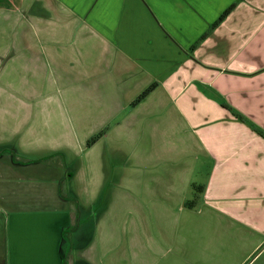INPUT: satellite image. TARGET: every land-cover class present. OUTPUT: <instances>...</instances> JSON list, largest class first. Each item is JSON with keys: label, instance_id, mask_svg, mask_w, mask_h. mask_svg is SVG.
Returning <instances> with one entry per match:
<instances>
[{"label": "crops", "instance_id": "0c3cea01", "mask_svg": "<svg viewBox=\"0 0 264 264\" xmlns=\"http://www.w3.org/2000/svg\"><path fill=\"white\" fill-rule=\"evenodd\" d=\"M0 219V264H264V0H0Z\"/></svg>", "mask_w": 264, "mask_h": 264}, {"label": "trees", "instance_id": "16d2710c", "mask_svg": "<svg viewBox=\"0 0 264 264\" xmlns=\"http://www.w3.org/2000/svg\"><path fill=\"white\" fill-rule=\"evenodd\" d=\"M222 16H224V14L222 15ZM153 86L154 85H151V86H149V87H147L137 98H136V100L133 102V104H136L137 102H139L152 88H153ZM102 135V132H100V133H98V134H96V135H94V136H92L89 140H88V142H87V145H91L92 143H94L95 141H96V139L97 138H99L100 136ZM198 190V189H197ZM201 190V188H199V190H198V192H201L200 191ZM196 198H197V193H196V191H195V194H194V197H193V199L192 200H188L187 201V203H186V205H190L191 203H195V201H196Z\"/></svg>", "mask_w": 264, "mask_h": 264}, {"label": "rangeland", "instance_id": "374dc122", "mask_svg": "<svg viewBox=\"0 0 264 264\" xmlns=\"http://www.w3.org/2000/svg\"><path fill=\"white\" fill-rule=\"evenodd\" d=\"M66 187L64 186L63 189H65ZM0 226H2V222L0 219ZM1 240H2V233L0 232V249H1Z\"/></svg>", "mask_w": 264, "mask_h": 264}]
</instances>
